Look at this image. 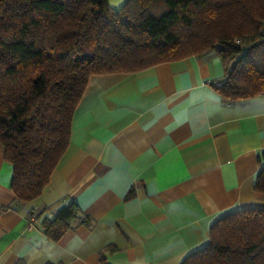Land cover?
I'll list each match as a JSON object with an SVG mask.
<instances>
[{
	"label": "crops",
	"instance_id": "crops-1",
	"mask_svg": "<svg viewBox=\"0 0 264 264\" xmlns=\"http://www.w3.org/2000/svg\"><path fill=\"white\" fill-rule=\"evenodd\" d=\"M124 2L108 0L113 9ZM225 74L209 51L90 76L68 144L31 202L15 199L0 144V264H181L221 218L264 209L253 188L264 92L228 102L216 89ZM70 201L93 225L53 240L42 220ZM31 211L38 223L28 228Z\"/></svg>",
	"mask_w": 264,
	"mask_h": 264
},
{
	"label": "trees",
	"instance_id": "trees-1",
	"mask_svg": "<svg viewBox=\"0 0 264 264\" xmlns=\"http://www.w3.org/2000/svg\"><path fill=\"white\" fill-rule=\"evenodd\" d=\"M209 51L226 66L222 98L264 92V0H125L118 9L108 0H0V144L15 199L43 192L90 76ZM253 188L264 194V163ZM41 225L57 240L93 219L70 201ZM181 264H264V209L221 218Z\"/></svg>",
	"mask_w": 264,
	"mask_h": 264
},
{
	"label": "built area",
	"instance_id": "built-area-1",
	"mask_svg": "<svg viewBox=\"0 0 264 264\" xmlns=\"http://www.w3.org/2000/svg\"><path fill=\"white\" fill-rule=\"evenodd\" d=\"M37 223H38L37 211H31L27 216L26 225L28 228H31Z\"/></svg>",
	"mask_w": 264,
	"mask_h": 264
}]
</instances>
